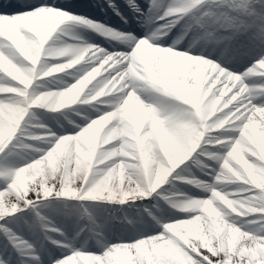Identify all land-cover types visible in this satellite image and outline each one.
I'll return each instance as SVG.
<instances>
[{
  "label": "snow or ice",
  "instance_id": "snow-or-ice-1",
  "mask_svg": "<svg viewBox=\"0 0 264 264\" xmlns=\"http://www.w3.org/2000/svg\"><path fill=\"white\" fill-rule=\"evenodd\" d=\"M69 106L75 131L33 123ZM99 202L137 208L129 235L68 241L49 216ZM0 245V264H264V0H0Z\"/></svg>",
  "mask_w": 264,
  "mask_h": 264
},
{
  "label": "rangeland",
  "instance_id": "rangeland-1",
  "mask_svg": "<svg viewBox=\"0 0 264 264\" xmlns=\"http://www.w3.org/2000/svg\"><path fill=\"white\" fill-rule=\"evenodd\" d=\"M43 115H46L48 117V119H50V116L46 114V112L44 111V114ZM36 124V123H35ZM44 131V129H39L37 128L36 129V132L39 134V133H42ZM53 132H57L55 130H52ZM58 134V132H57ZM43 147V145H41ZM34 154H30L28 153L27 151H22L21 152V156L17 158V165H21L23 163H25L27 160L31 159L32 156ZM189 175V173H188ZM199 179L200 180H204V179H210V177H204L202 174L199 176ZM234 185L230 186L233 188ZM188 186L182 184V183H176L175 185H167V188H168V195H173L174 193H177V192H180V191H183V190H186ZM207 195L206 192H203L202 191V195ZM177 199H179L178 197H176ZM146 204V202H144L143 200H139L138 202L135 201V204L137 206H139L140 204ZM110 204V203H109ZM116 204V203H114ZM124 210V211H123ZM131 211L134 213V215L137 214V208H130L128 207V205H124L123 207L121 206L118 211L116 213H119V212H122V213H128V214H131ZM57 214V213H56ZM180 215H183L182 213H180ZM57 216V215H56ZM55 216V217H56ZM106 214L105 213H101V212H98L96 213L95 215H93L92 217L94 218V222H102L105 218ZM60 218L62 219V213H61V216ZM79 219V218H77ZM112 217L111 218H108V221L111 222L112 221ZM56 223H60V220H57ZM56 223H53L54 225H59V224H56ZM61 226V224L59 225ZM86 225H80V224H70V225H67L64 229V232L67 234V237H68V241H71L72 239V236L74 235L75 231L78 230L79 228L81 227H84ZM95 227H101V228H105L108 232L112 231L113 227L110 225V224H106V225H103V224H99V225H91V226H87V229H93ZM81 235H84L83 233ZM28 236H25L24 239H26ZM30 239H27L29 240L30 243H33V244H36L38 246V250L40 251H44L46 248L48 249V247H45L46 244H47V241L45 239H43L42 237L40 236H33V237H29ZM56 239H64V237H61V236H56L55 237ZM93 242L96 244L95 241H92V240H88L87 241V244H88V247L90 248L92 245H93ZM79 246V245H77ZM0 247H3V245H0Z\"/></svg>",
  "mask_w": 264,
  "mask_h": 264
}]
</instances>
